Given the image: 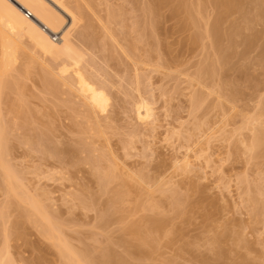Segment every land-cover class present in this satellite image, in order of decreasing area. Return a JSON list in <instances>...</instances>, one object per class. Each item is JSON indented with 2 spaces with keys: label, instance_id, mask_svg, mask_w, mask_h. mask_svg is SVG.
<instances>
[{
  "label": "rangeland",
  "instance_id": "374dc122",
  "mask_svg": "<svg viewBox=\"0 0 264 264\" xmlns=\"http://www.w3.org/2000/svg\"><path fill=\"white\" fill-rule=\"evenodd\" d=\"M106 1H108L109 4L111 2L113 6V4L114 5L117 4L119 0H116V1L114 0L115 3L112 2V0H106ZM237 1H240V3H238V6H237L238 10L235 7L233 8L234 10H231L234 12L230 11L228 13H224L225 9L222 6V4L217 3L219 1L217 2H215V0L213 1L212 0H202L201 1V4L202 2L204 3L201 6L202 7L205 6V8L204 7L202 8V10L203 12L205 10V12L207 13L205 12L203 13V15L205 16V17H202L203 20L199 17L200 19L199 23L201 21L202 22L201 24L198 25L199 26L198 34L200 32L202 38L199 39L201 44L200 42L198 43L197 41L195 45L191 44V42L193 43L192 41L193 37H191V35L194 36L193 33H197V32H193L195 31L193 30L194 24L192 26L190 23V25L188 26L189 28L187 27L188 31L186 29L184 30L185 27L184 28L182 27L183 25L181 24L182 23L181 19L179 20L181 15L179 16L176 14L177 16H175V14L171 13V16H170L169 11H165L167 13L163 12L162 14L164 16H162V14L160 15L161 17V21H160V17L156 16L157 18H154L155 17L154 14H149V16L150 15L152 17L154 16L152 18L147 15L148 13L147 14L145 13L146 14L145 16L143 13L142 14L143 16H141L140 10L139 11L134 10L135 11L134 13L133 10L129 8L128 2L126 3V5L128 6L127 7L124 4L126 1L125 2L121 1L123 4L118 3V5L119 4L122 5L121 11L123 12V14L125 15V13H127L126 10H129V11L131 10L132 13L126 14L125 17L122 14L121 16H123L124 19L123 17L119 16V18L117 17L116 20H113V21L110 20L111 23L109 21L110 18L108 19V16L104 15L105 13L102 12L101 16L103 17L102 18L103 21L106 18L107 22L106 21L105 22L108 23V26L111 29L112 28L114 29L112 30L115 33H117L116 36L118 37L117 40L119 42L115 43L114 40H112L114 42V44L113 43L112 44L114 45L113 47L115 51L111 49L112 44L110 42L112 38L110 39V37H108L107 35L108 33L106 32L108 30H106V28L103 29L102 24L100 26V23H99L100 20L97 19L96 16L93 17V15L90 14L93 17V18L91 17L93 19V23H95L93 25H96V26H93V28H91L92 27L91 26L90 27L91 29L88 27V25L90 24H87L89 19L87 18L85 19V17L84 19L81 18L78 22L79 24L73 25L75 26L73 27L74 29L71 28V30L73 31L72 33H74L73 35H74L75 42L77 43V45H79L82 49L86 51V57L88 56L86 59L88 60L85 61L87 63H84V64L88 65L89 63V65H91L92 67H95V65H97L96 63H98V65L96 66V70L95 68H92L91 66L89 67L87 65H84V66L86 67V70L88 69L87 71L90 74L92 72L94 73V70L95 72H97L98 70L101 77L105 78L106 81H108L109 78H110L109 81L112 80V82H108L109 86L107 87L105 86V87L108 88L107 89L108 92L111 91L110 96L112 99H114V101L110 98L111 99L109 101L110 103H108V107H106L108 111L104 110L106 113L103 111H100V112L97 111L96 113L98 115H96L95 113V116H94V114H92L94 112L89 109L92 112L90 114L93 115V117H95L93 121H92L93 118L89 114L90 112L89 110H87V112L89 111L88 115L85 111L83 112V110H86V107L85 108L82 107L85 104L83 105V101L82 103H80L79 99L81 98L77 99L78 97H74V94H77V93L76 92L74 93L73 90L68 91L70 90L69 87L67 88L68 90H66L65 89L66 87L63 84H62L63 85L62 87L63 89H62L61 88L62 82L59 84L60 80L58 79V76L55 74V72L53 74L52 73L53 71L49 69V67L51 68L52 65L53 66L56 65L52 67L56 69V67H58V65L62 63V60L60 61L59 59L57 60L53 58L51 59V56H48L45 54L43 55V53H41L40 51L34 50L33 45L27 43V42L31 43L28 39H27L28 41L26 40L27 41L26 43L23 42L24 38L21 40V42L25 43L27 46L25 44H22V45L19 44L21 45L20 49L19 48L16 49L15 53L17 51H20V54L17 55L16 53L14 54V57L18 56V58L15 57L13 59L12 57L11 59L12 61L10 60V61L5 62L6 64L5 68L3 67L4 64L0 65V67L4 68V69H0L2 76L4 75L2 77L0 73V76H1L0 80L3 79L7 74L11 75V76L8 75L7 76L8 78L5 77L8 83L6 82V80L0 81L1 82L0 86L3 85L2 87L4 89V91L2 90L1 92L2 87H0V94H3L0 97V99L2 100V101L0 100V104H1L0 111L2 109V111L0 112V120H1L0 123L2 122L0 125L2 126L0 127L3 129H6V131L4 130L3 134L1 135V136L3 135L6 136V138L2 139L1 137V142H3V140L5 139L2 147L4 146L3 149L4 151H6L5 154L7 155V156L5 155L6 159L4 157L5 161L4 159L3 161L4 163L6 162L7 164L10 163V165L9 164L8 165L11 169L13 167L12 171L14 172L15 179H17L20 183H22L21 185L19 184V186L20 187L23 186L21 187V190L23 191L22 192L18 191V192H20L21 194L23 193L27 194L28 192V194H30L28 195L30 196V198L32 196L34 199L36 198L38 199L37 203H39V206H41L42 209L46 210L49 208L47 212H50V214L52 215V219L55 220V222H58L57 223L59 226L58 230L59 229L63 230V232H61L63 233L62 238L64 236L63 239L64 240L66 239L67 244L69 245V247L72 249L73 252H74V248L78 250V251L75 250L74 252L75 254L77 253V255H75L77 257H74V258L75 259L79 258V260L77 259L78 261L82 262L83 260L84 263L88 262L89 264H96V263L99 264L97 260L99 255L100 254L102 255V253L106 254L108 251L111 250L113 252L115 251V253H118V254L120 253L121 255L125 256V258H127V261L133 264H264V205H263V202H264L263 201L264 200V159L262 156L259 157V151L261 152L262 150L261 149L257 150L260 147H258L257 149L255 148V151L257 153L252 154L253 153L252 150L251 152H249L250 149L247 150L246 146H244L243 144L241 145V143H243L241 138H243V136L245 135L247 138V142L251 141L250 140L251 138L248 139L251 133V131L249 133L248 129L245 130L244 128L242 129L243 133H240L241 132L240 131L239 135L236 134L239 138L235 134L233 135V130L235 128L240 127L241 126L240 123H242L243 121L242 115L240 114H243L242 105L244 104V102H246L245 99L248 98L249 96L250 97L247 99V101H249L250 98L252 99L254 98L251 102L249 101L248 104L255 105V103L258 102L255 100L257 98L260 99V97H256L259 94L257 93L258 90L260 91L261 89L260 95L261 94L264 95L263 93L264 88H262L263 86H261L262 85L261 82L264 83L263 82L264 81V70H263L264 63L260 59L262 63L261 65L259 63L260 61L258 60L259 59L258 56H260V58L264 56L263 55L264 54V22L261 17H258L261 12L260 8L258 7L259 6L258 0H252V2L251 0L250 2L249 0H246V1L237 0ZM102 5L104 6V8ZM102 5H101L102 6L101 8L105 9L106 8L105 5L104 4ZM121 5H119L118 7H121ZM213 5H214V8H213ZM116 6L117 5H115V7ZM118 7H116V9ZM124 7L125 9L126 8L127 9L126 10L123 9ZM243 7H246V8H243ZM241 8H243L242 10H244V12L239 10ZM124 10H125V13H124ZM214 10L216 12H214ZM238 11L241 13H239ZM136 12H138V14ZM24 13L26 14V11H24ZM218 13L220 16L221 14L223 15L221 17L224 19V20L222 19L223 20L222 28L224 30L225 28L227 30L228 27H231L234 24H238L239 23L238 21H240L239 24L241 25L239 26L241 28V30L239 29V33H240L239 35L241 36L238 37V33H236V35L233 37V41H231V45L233 42V46L231 47L232 51L231 49L226 48L227 46L229 47L230 45V42L228 43V39H226L225 37L227 33H224V35L222 36L223 39L221 38V41H222L221 44H223V42L227 40V44L224 43L225 45L223 44L221 46L222 48L221 54H223L225 48H226L227 53L230 52L229 54L231 53L236 54L243 49L242 51H245V55L247 56V57L243 56L244 58L242 57V59L244 60H242L240 59L241 57L237 56L235 58L234 57L235 55H234L233 56L234 61L231 58V60L233 61L232 64L229 65L231 62H227V65L229 66H227L226 63H224L225 58L220 57L219 55L220 52L219 54L218 52H216L215 50L216 48L214 46L215 44L212 41L214 40L213 35L208 34L209 31L208 33L204 35V33L209 28V24L216 19L215 17L216 16L217 18L220 17L218 16ZM230 13L231 14L233 13V14L229 15ZM252 13H254L255 15ZM206 15L208 17H206ZM131 16L132 17L134 16L133 19L131 18ZM128 17L129 19H126L127 20L126 21L125 18H128ZM233 17H235V19ZM120 18H122V20L120 23H118L120 21ZM146 18H150V20L147 19L148 21H146L145 23ZM158 18H159V21H158ZM124 20L125 22H123ZM206 20L209 23L206 22ZM232 20L234 24L231 22ZM250 20H253V21H250ZM254 21L255 23H250ZM134 22L136 23L137 28L135 27V29H137V31L134 29V27H131V26H134L133 25ZM153 22L156 24H154ZM91 23H92V20H91ZM112 23L114 26L116 25H119V26L117 27L110 26V24L112 25ZM130 23H132V25ZM144 23L146 24L147 28L146 26L143 27L142 24ZM150 23L152 25L154 24V27L155 25L157 27L154 29V27ZM125 24L129 28H127ZM226 24L228 27L226 26ZM247 24H249L248 27H247ZM69 25H71L70 18L67 19V22H65L63 26L64 30H68L70 28ZM149 25L151 26V28L153 27L154 29V30L152 29L153 33H151V30H149V27H148ZM190 26L193 27L192 30ZM94 27L96 28L94 29ZM139 27H142V28H139ZM204 27H205V30H204ZM131 28H133L134 30L133 29L130 30ZM144 28L145 30H143ZM182 29L184 33H182L183 32ZM189 29L192 31L190 32V34L188 33ZM88 30L90 31V33L91 31H94L93 34L94 36L96 35L95 39L97 43L95 42V45L94 44L90 45V43L85 41L84 38L82 39L83 37L82 33L84 31L89 32ZM166 30L168 32H166ZM202 30H204L205 32H203ZM95 31L97 34L95 33ZM135 31H136V34L137 32L139 33L140 31L141 32L140 36H138L139 34L136 35ZM145 31H148V32H145ZM130 32H132L133 34H131ZM104 33L106 35L103 36ZM118 33L121 34V36L120 35L118 36ZM144 33H147V35L145 34L146 38L143 39ZM52 34L51 36L53 40L56 42L59 41V38L62 35L61 33H56L57 35L56 34L52 35ZM80 34L82 37H79ZM148 34L151 36H148ZM0 35L2 38L1 30H0ZM135 35L137 38L134 37ZM210 35H212L211 36L212 38L209 37ZM102 36L104 37V39H102L104 40L103 41L104 43H102L101 41ZM187 36L191 37L190 41L188 40L189 37ZM139 37L142 38V42H144V40L146 41L148 40L147 41L148 43L145 44L146 41L144 43H140L138 40ZM228 37L229 36H227V38ZM1 38H0V52H1L0 59L2 58V60L0 61L3 62L6 59H3V54H2L3 49H1L3 46H1L2 44ZM106 38L108 40H105ZM241 38L246 40V41L243 40L245 42L244 45L247 44L245 45L246 47L242 45L243 41ZM185 40L188 44L185 42ZM84 41L86 42V45ZM98 41L100 42L98 43ZM80 43L82 44L80 45ZM108 43L111 45L109 46ZM236 44H237L238 49L235 48ZM105 45L106 47L104 48ZM186 45L189 47H187ZM28 46L30 49H28ZM92 47L94 49H97V48L98 49L94 50ZM122 47L123 49H121ZM115 48L116 49L118 48L117 49L118 51H116ZM209 48L211 50H209ZM26 49H28V51ZM103 49L106 51H104ZM148 49H149V52H148ZM33 50H34V53H36L40 58L43 57L41 59L45 61L44 62L45 64H43V60L41 61V59H39V61H37L38 60L37 59L35 61L31 56L29 58L30 62H29V59L26 61L25 59L22 58L24 53H27L28 55V53H30ZM125 50H127V52ZM87 51L88 52L90 51L89 55L90 53L92 55L90 56L87 55L88 54ZM235 51H238V52L235 53ZM93 52L98 53V55L96 54L94 55ZM127 53L130 54V58H133L132 59L133 62L130 60L128 56L129 54ZM184 53L185 55H183ZM36 54H33L32 56L34 55L36 56ZM121 54L123 56H121ZM27 55L25 54L24 56L26 57ZM248 55H251L252 57L250 58L248 57ZM146 56L147 58L145 59ZM256 56L259 62L255 59ZM95 57L98 59H95ZM44 58L47 60H45ZM185 58L190 59V60H186ZM147 59L149 62L148 63L149 66L144 65V63H143V66L139 65L140 64L139 62H145V60ZM33 60L34 62H32ZM52 60L54 61V63ZM58 60L59 62H57ZM134 60L136 62L139 61L138 62L139 66L137 65L135 66ZM20 61L26 62L27 64L23 62L20 64ZM47 61L49 62L51 66L47 65V67L45 66V69H42L44 68L43 65L48 64ZM92 61L95 63H93ZM104 61H106V64ZM186 61H189L190 64ZM215 61H217L218 64L219 62L223 63L222 65L226 67L223 68L221 63L218 65L217 62H216V65L218 66V68L215 67L216 66L214 63ZM242 61L244 62L246 61V62L243 63ZM37 62H42L43 65L39 63L41 66H43L41 67L42 70L40 69ZM90 63H92L93 65ZM11 64H13L12 67H11ZM35 64H37V66ZM212 64H214L215 69L212 68L214 70L207 71L206 72L207 74L204 73L203 83L207 84V86L209 87L211 86L213 87L214 85L217 86L216 83L217 81H219L218 86L219 85L221 86L223 96H224L222 98L225 100L227 96L228 97L230 96L229 98L227 97L225 101L222 98L221 99L219 97L216 98L217 96L215 94L209 93L208 88L207 90L206 88L204 89V87L202 88V85L199 84L196 79H193L197 76L196 74L197 72L201 70L204 72L206 70H210V67H212ZM185 65L186 66L188 65V66L186 67ZM7 66L9 67V69L11 67V69L9 70ZM33 66L35 69L33 68ZM144 66H147V68L145 67V69H143ZM36 67H39L40 70H38V68ZM99 67H100V71H99ZM125 67H126V70H125ZM141 67H142V70H141ZM47 68L50 71L48 72L50 74L52 73L53 74L52 76H54V78L52 76L49 77L50 74L46 73ZM135 68L136 69L139 68V70L136 71L134 70ZM199 68L200 69L203 68V69L200 70ZM221 68L224 70L222 71ZM241 68L243 69V71L241 70ZM33 69L34 71L37 69L36 73L32 72ZM89 69L90 71L91 69H93V71L90 72ZM194 69H199V70H194ZM227 69L229 70V72ZM239 69H240V73H242L246 77L245 78L243 76L245 78V81L244 79L239 77L238 73L236 74L235 72L236 75H234V70H239ZM5 70L7 71V74ZM28 70H30L31 72ZM43 70L46 71L44 72L45 74H43ZM143 70L147 71V72L145 71L146 76H144ZM225 70L227 71L225 72ZM22 71L25 73V75ZM103 71L104 72L106 71L105 75ZM115 71H118L119 74L117 75ZM137 72H140L142 76L141 77L142 79L140 82H142L143 84L142 86L140 85L141 87L140 91L141 92L143 91L142 92L143 94L145 92V95H143V97L146 96L148 98V101L150 102V106L152 108V115L150 116V118L148 117V119L146 118L143 120L137 117V112L135 111V109H134L135 112L132 111L133 108H135V107H132L133 104L135 103L134 101H136V99L138 100L140 99L139 98L140 95L139 97L137 95L140 92L135 91V88L137 87V84L135 83L136 82L135 74ZM208 72L210 73V75L208 74ZM219 73H221L222 76ZM35 74L39 75V77H36ZM42 74L44 77L42 76ZM94 74L95 76L97 75V73H94ZM121 74L124 76H121ZM188 74L191 76H189ZM213 74H215V76ZM47 75L50 79L52 78L54 79V80L52 79L53 81H51L53 82L52 85L47 84V81H45L46 83H44V80L49 79ZM211 75L214 77H212ZM55 76L57 77L56 78L57 82H56ZM97 76L95 78L96 79L98 78L100 82L101 81L103 82V79L100 80L101 77L99 76L97 77ZM104 76H106L107 78ZM143 76L146 78V80ZM209 76L211 77V79ZM10 77L12 78L10 79ZM19 77L22 78L21 81H19L20 80ZM114 77L116 78L115 80H114ZM127 77L129 81L127 80ZM215 77H216V80L218 79L217 81H215ZM237 77H239L240 79ZM117 78L122 79L124 82H122V80L119 81V79ZM124 78L127 81H125ZM221 78H223L222 79L223 81H221ZM252 78H254V80H252ZM105 79H104L103 85L104 83H107L105 82ZM232 79L233 81H231ZM13 80L15 81L13 82ZM227 80L230 82H234L233 83L234 85H232V83H225V82H228ZM9 81L10 83L12 82L11 85L9 84ZM51 82L48 81V83H51ZM188 82L190 83V85ZM254 82L256 86L254 85ZM4 83L10 87H7V85H5ZM110 83L113 86L115 84V87L112 86L113 87L112 88L110 86L111 85ZM125 83H127V85ZM194 83H197V84H194ZM221 84L223 85V87ZM241 84H242V88H241ZM50 86H53V87L50 88ZM125 86L126 87L128 86V87L126 88ZM232 86H235L236 88ZM11 87L14 90L11 89ZM54 87L59 88V89H55ZM120 87L121 89H119ZM124 87L125 89H122ZM131 87H132V90H131ZM21 88H23V90ZM46 88H50L51 90H53L52 92H54L58 97L54 93H52L50 89H48L47 91ZM110 88L112 89L110 90ZM230 88L233 89L235 93L233 91L231 94V92L228 91ZM15 89L17 90V92ZM201 89L208 91L207 93L203 94V97L204 95H206L205 96L206 99L204 100H201L202 95L197 93V90L202 91ZM20 90H22L21 91L22 93H20ZM54 90H57V91H54ZM59 91H62V92L60 93ZM65 92L68 94V96H69V93H71L70 95L71 98L68 97ZM194 92L197 93L198 95H195ZM240 93L241 95H239ZM51 94H53V96ZM118 94L119 96H117ZM130 94L132 95L136 94V95H134L133 97ZM4 95H7V96L3 98ZM59 95L61 98L59 97ZM72 95H73V99H72ZM207 95L209 99L207 98ZM252 95L255 97H253ZM112 96L116 98V101H115V98H113ZM231 96L233 97L235 96L234 98H236L237 100L234 98L231 99L232 98ZM212 97L214 98L213 101H212ZM243 97H245L244 100H243ZM74 98H76L75 99L76 101L74 100ZM227 99L228 100L231 99L232 101L235 100L234 103L236 102L238 103L239 105L238 108L241 107L242 113L240 112V114L238 113L237 115L236 114L237 112L231 113L230 111H227L228 108L231 107L230 105L231 103H229V101L226 102ZM10 100L12 101L10 102ZM18 100H20V102ZM21 100H23V102ZM127 100H129V102ZM195 100H199L197 101L198 106L197 104H195L194 102ZM241 100L242 102L243 101L244 102L241 103ZM262 100L264 101V97L262 98ZM71 101H73V103ZM220 101H221V104H220ZM15 102L17 106H15ZM124 102L125 103L128 102V104H125ZM19 103L21 105V108L19 106ZM67 103L68 104L72 103L73 105L72 104L67 105ZM74 104L76 106H74ZM110 104H111V107H110ZM130 104H132V106H130ZM29 106H31L32 108ZM112 106H115V108ZM219 106H222L221 107L222 109L219 108ZM215 107L218 109H216ZM26 108H28V110ZM72 108H74L75 110ZM79 108L81 109L79 110ZM109 108L112 110H110ZM220 111L223 114L220 113ZM246 111L247 110H244V113H246ZM227 112L229 113V115ZM247 113H251V111H247ZM85 114L88 117L90 116L91 119H89ZM233 114L235 115L236 118L234 117ZM85 116L88 118V120ZM97 119L99 120V122ZM89 120L92 123L94 122L95 124H96L95 122L96 120L98 124L100 125L102 124L101 125L102 127L98 124L95 125L94 123L92 125V123H90ZM221 120H222V123H221ZM3 124L4 125L6 124L5 127ZM83 124L85 127L87 125V127L86 128L83 127ZM237 124H239L240 126ZM199 126L201 127L199 128ZM223 127L224 129L227 127L228 128L225 129L226 131H224ZM7 128L9 131L7 130ZM81 129L84 132L81 131ZM86 129L89 130V132ZM90 131L92 133H90ZM214 131H217V134ZM5 132L7 133V135ZM219 133H221L222 137H219L220 135ZM189 134L191 136L190 140H189L190 137L188 138ZM225 135L229 139L226 138ZM224 137L226 140L223 139ZM48 138L50 139V141H48L49 140ZM6 140H7V144H6ZM240 140H241V143H240ZM227 141L232 145L231 147L229 143H227ZM4 143L6 147L8 146L7 148L5 147ZM69 146H72V147H69ZM236 147L237 149L240 148L238 149L239 151L236 149ZM244 147H245V150H241ZM52 148H55L56 151L57 150L58 151L54 153L55 151L53 150L55 149H52ZM66 148L67 149L70 148L71 150L70 149L67 150ZM8 149L10 150L8 151ZM51 151H53L54 154ZM68 151H72V152H68ZM244 151L248 152L247 155L246 153H243ZM98 156L99 158H96ZM253 156L255 157V159L253 158L254 161L252 160ZM245 157L246 159H244ZM92 159L96 161V163L93 161V164H92ZM61 160H64V162ZM100 161H101V164L99 163ZM251 161H253V163H250ZM97 162H98V165H97ZM55 164H56V167H55ZM189 164L191 166L187 167V165ZM251 164H254V165H251ZM101 166H102V169H104V171L100 169ZM189 167L191 168L189 169ZM53 168H54V172L52 170ZM98 168H99V171H98ZM110 168L112 169L110 170V173L113 174L111 177L112 179L109 178V180L108 179L103 180L104 178H106V176L105 177L103 176L104 173H109L108 171ZM184 168H188V170ZM96 170H97L96 172L97 177L95 176ZM15 171L17 173L16 175H15ZM47 172H48L49 178L46 177ZM102 172H103V175L101 174ZM1 173L2 172H0V174ZM98 173H99V178H100V175H102L103 179L100 180L98 178ZM1 176H0V184H1L0 185V214H1L0 216V250H1L0 253L2 254L4 253L3 255L5 256L8 254L7 255L8 257L6 256V259H5V257L2 254H0V256L4 257V258L0 257L2 259V262L0 263L3 264V262L7 260L6 262H4V264H11L12 261H13L12 264H64L67 261V258H65L64 256L62 257V254H61V250H64V248L62 246H58L59 244L57 240L45 236L44 229H42L44 228V225H43L44 223L41 219V216H39L40 220L37 221V223L39 222L40 224L39 226H37V223H36V220L38 219V215L34 214L31 220L30 219L28 220V218H25V213H24L25 210H23L22 208L29 209V206L24 201L23 203H25V205L22 203V201H19L20 199L18 200L17 198H15L17 202H19V204L20 203L23 204V206L22 204H20L21 205V211H20V207H18L17 206L18 204L15 202L16 201L14 199L15 195L13 196L14 193L12 194L11 192V194H8V191H6V188H5V182L3 181ZM154 176H155V180H154ZM141 178H142V181L146 183L143 182L144 184H142L141 181L140 182L137 181V179L141 180ZM122 179H123V182H121ZM125 179H126V182H125ZM125 184L126 185L128 184V186H126ZM124 185L126 188L124 187ZM255 185L256 186L258 185L259 189L258 187L257 189L258 190L261 189V191H259L260 193L258 192L259 194L257 193L256 195H253L252 200H250V197H251L250 193H252L250 192V190L252 191L251 188H253V186ZM139 186L141 189L139 188ZM148 187H149V190H148ZM164 188L166 192L161 190V189L164 190ZM246 188H248L249 193H247ZM117 190H118V193H117ZM255 191L256 190H254L252 194H254ZM7 195H11V196L8 197ZM254 196L256 197L258 196V198L255 201H254ZM247 197H248V200H247ZM11 200L12 201L14 200L13 203ZM151 200H153V203ZM157 201H158V204L160 205V206L159 205L157 206L159 209L158 212H157V208H155L157 205L156 204ZM251 201L255 202L256 207L255 205H253L254 202L252 204ZM246 202H247V206L249 204V207H246ZM261 202H262V205H261ZM87 203L89 204L92 203L93 206L92 205L89 206V204ZM14 204H16V206ZM150 204H152L151 207H150ZM154 204H155V207H153ZM43 205L45 207L48 206V208L47 207L44 208ZM146 206L147 208L150 207V209L151 208L153 209H151L150 211V209L148 208V210L146 211L145 210L147 209ZM8 207H9V210H7ZM11 207L12 208L14 207V208L12 209ZM107 210L108 212H106ZM51 212H53V214ZM4 213H5V216H2V214ZM56 213H58V215ZM109 215H111V217ZM53 216L55 218H53ZM18 217H19V220H17ZM23 217L27 219V221L24 222L25 219L22 221ZM151 217H153V220H151ZM157 218H158V221L154 222L155 220H157ZM4 219L5 221H3ZM163 220H165V223L162 224L161 229L157 228V231L156 230H153V232L150 231L152 230L153 225L155 228L157 226L156 223L159 221H163ZM104 221H108V222H104ZM15 223L16 224L19 223V225L17 224L18 226H16ZM160 223L161 222H159V224ZM148 225L152 226L151 229L148 227ZM145 226L147 229H145ZM6 227L9 228L8 234H7L8 229L5 230ZM12 231L16 232V234H14ZM147 231H150L153 234L148 233ZM154 232L155 233L158 232L159 234L158 233L155 234ZM134 233L136 236L134 235ZM143 233H146V234L148 233V235L150 234V236L148 237L149 239L147 237H144L146 234L144 235ZM138 234L141 235V238L144 237L145 239L146 238L148 239L147 241L150 242L149 247L150 246L152 247V245L154 244L153 245L154 247L151 248L152 250L150 249L151 252L150 253L148 252L149 255H146L147 257L143 256L142 254L144 253H141V252L140 254L137 253V254H133L132 256L129 255L130 253H128L129 251L131 252L130 249H132L133 247L131 245L133 244L135 245L137 241L140 240V239L135 240V237H137ZM151 236H152V239L150 240ZM153 237L155 238L153 239ZM120 240L124 244H122ZM102 249L105 252H102L101 251ZM81 250L83 251L80 252ZM80 254L81 256L83 254H85V256L88 255V257H85L83 255L82 256L83 259H82ZM126 254H128L131 257L129 258ZM90 255L91 257L92 256L95 257L96 255V257L91 258ZM133 256L136 259L132 258ZM80 257L82 260L80 259ZM102 257L107 258V255L105 257L104 256L99 257L98 258L99 261H100V258L103 261ZM7 258L12 261L9 262ZM75 259L72 260L73 262L71 264L73 263L76 264L78 262V261L76 262ZM93 260L97 262H94Z\"/></svg>",
  "mask_w": 264,
  "mask_h": 264
},
{
  "label": "bare ground",
  "instance_id": "6f19581e",
  "mask_svg": "<svg viewBox=\"0 0 264 264\" xmlns=\"http://www.w3.org/2000/svg\"><path fill=\"white\" fill-rule=\"evenodd\" d=\"M116 1V0H115ZM121 1H126L124 4L126 5V3L128 2V5H129V8L130 9H132L133 10V12L135 13V11H141L140 12V14H141V16H143L142 14L144 13V16L147 14L148 16H149V14H154L155 15V17L154 18H157V17H160V15L163 13V12H165V11H169L170 12V16H171V13L172 14H175V16H177V15H181L180 16V18H179V20L181 19V24L183 25H181L183 28H184V30L186 29L187 30V27L190 25V23H191V25L193 26V24H194V28L193 27H191V30H192V28H193V30H195V31H193V32H197V33H193L194 34V36H192L191 35V37H193L192 38V41H193V43L191 42V44H194L195 45V43H197V41H198V43L200 42L199 41V39H201L202 38V36H201V34H200V32H199V34H198V29H199V24H201V22L199 23V21H200V19H199V17L202 19V17H205L204 15H203V13L205 12V10H204V12H203V10H202V8L204 7L205 8V6H201L202 4H204L203 2H202V4H201V1L200 0H119L118 1V3H121V4H123ZM213 1V0H212ZM217 1H219V2H217ZM246 1V0H245ZM259 2V8H260V14H259V16L258 17H261L262 19H263V22H264V0H258ZM112 2H114V0H112ZM215 2H217V3H220V4H222V6L224 7V9H225V11H224V13H228V12H230L231 10H234L233 8H235L236 7V9L238 10V8H237V6H238V3H240V1H237V0H215ZM249 2H250V0H249ZM251 2H252V0H251ZM257 2V1H256ZM115 3V2H114ZM118 3L117 4H115V5H117L116 7H118L119 5H121V4H119L118 5ZM214 3V2H213ZM241 3H243V2H241ZM246 3V2H245ZM255 3V2H254ZM102 4H104L105 5V9H102L101 7L103 6ZM109 3H108V1H106V0H0V30H1V33H2V38H1V35H0V38L2 39L1 40V42H2V44H1V46H3L1 49H3V59H6L5 61H3V62H1V64L0 65H2V64H4V68H5V66H6V64H5V62H7V61H10L11 59H12V57H13V59L16 57H14V54H16L17 53V55L18 54H20V51H17L16 53H15V51H16V49H20V46L22 45V44H25L28 40L31 42V43H29V42H27L28 44H31V45H33V48H34V50H38V51H40L41 53H43V55L45 54V55H48V56H51V59L53 58V59H59L60 61L62 60V63H60V65H58V67H56V69L55 68H52V67H54V66H56V65H50L49 64V62H48V64H46V65H43V64H45L44 62V60L43 59H41V58H43V57H39L36 53H34V50L33 51H31L30 53H28V55H27V53H24V55L26 54L27 56L25 57L24 55H23V59H25L26 61L30 58V56L36 61L37 59V61H39V59H41V61L43 60V64H42V62H37V64L39 65V67H40V69H41V67H43L44 66V68H42V69H45V66L47 67V65L48 66H51V68L49 67V69L50 70H52L51 72L54 74V72H55V74L58 76V79L60 80L59 81V84L61 83V85L63 84L66 88V90H68L67 88L69 87V89L70 90H68V91H74V93L76 92L77 94H74V97H78L77 99H79V98H81V99H79L80 100V103H82V101H83V105L84 106H82L83 108H85L86 107V110H83V112L85 111L86 113H87V115H88V112L91 110V111H93L94 113H92L91 111L89 112V114L90 113H92V114H94V116H95V113L97 112V111H103V112H105L104 110H106V111H108L107 109H106V107H108V103H110L109 101L112 99L111 98V96H110V93H111V91H109L108 92V88H106L107 86H109V83L108 82H112V80H110L109 81V79H108V81H106V79L105 78H103V77H101V75L99 74V72H98V70H97V72H95V70H96V66L98 65V63H96L97 65H95V67H92L91 65H89V63H88V65L87 64H84V63H87V62H85V61H87L88 59H86L87 57H86V51L84 50V49H82L79 45H77V43L75 42V39H74V33H72L73 31L71 30V28H73V27H75V26H73V25H75V24H79L78 22H79V20L82 18V19H84V17H85V19L87 18V19H89L88 20V23L87 24H90V25H88V27L90 28L91 26V28H93V26H96V25H93V24H95V23H93V17H95L96 16V18L97 19H99L100 20V26H101V24H102V28L104 29V28H106V30H108V31H106L108 34V37H110V39H111V42L110 41H108V42H110L111 44L113 43L114 44V42L116 43V42H119L118 40H117V33H115L109 26H108V23H106L107 21H106V18H105V20L103 21V17L101 16V13L102 12H104L103 14L104 15H106V16H108V19H109V21L110 20H116V18L118 17L119 18V16L120 17H125L126 16V14H129V13H132V11L130 10H126L125 9V7L123 8V9H125L126 10V12L127 13H125V10H124V13H125V15L123 14V12L121 11V8H122V5H121V7H118L117 9H116V7H115V5L113 4V6H112V4H111V2H110V4H111V6H110V4L108 5ZM102 5V6H101ZM242 5V4H241ZM240 5V6H241ZM255 5H257V4H255ZM127 6V5H126ZM216 6V5H215ZM240 6H239V8H240ZM128 7V6H127ZM103 8H104V6H103ZM120 8V9H119ZM213 8H214V5H213ZM243 8H246V7H243ZM243 8H241V9H239L240 11H243L244 12V10H242ZM254 8V7H253ZM259 8H258V10H259ZM122 9V10H123ZM26 10H29L30 11V13H31V17H28L25 13H24V11H26ZM135 10V11H134ZM129 11V12H128ZM249 11V10H248ZM168 12V13H169ZM212 12V11H211ZM214 12H216L215 10H214ZM231 12H234V11H231ZM239 12V11H238ZM237 12V13H238ZM250 12V11H249ZM252 12V11H251ZM259 12V11H258ZM137 14H138V12H136ZM146 13V14H145ZM165 13H167V12H165ZM164 13V14H165ZM205 13H207V12H205ZM221 13V12H220ZM223 13V12H222ZM236 13V12H235ZM239 13H241V12H239ZM90 14H92L93 15V17L90 15ZM123 14V16H121ZM177 14V15H176ZM213 14H215V13H213ZM233 14V13H232ZM231 13L229 14V15H232ZM243 14V13H242ZM247 14H248V12H247ZM252 14H254V13H252ZM88 15V16H87ZM238 15V14H237ZM249 15H251V14H249ZM255 15V14H254ZM257 15V14H256ZM87 16V17H86ZM90 16V17H89ZM135 16V15H134ZM133 16V17H134ZM148 16H146V17H148ZM157 16V17H156ZM162 16H164L163 14H162ZM174 16V15H173ZM210 16H211V14H210ZM218 16H220L219 15V13H218ZM221 16H223L222 14H221ZM218 17L217 18V16L215 17L216 19L213 21V22H211L210 24H209V28H208V30L205 32L204 30H205V27H204V30H202L203 32H205L204 33V35L206 34V33H208V31H209V33L208 34H212L213 35V39L215 40H212L213 42H214V44H212V45H214L215 46V50H216V52H218V54H219V52H220V57L222 58V57H224L225 58V62L224 63H226V65H227V62H231L229 65H231L232 64V62L234 61L233 59V56L236 58L237 56H239V57H241L240 59H242V57L244 56H246L245 55V51H235V53L236 52H238V53H236V54H229L230 52H228L227 53V51H226V48L227 49H231V47L233 46V42H232V45H231V41H233V37L236 35V33H238V37L239 36H241V35H239L240 33H239V29L241 30V28L239 27V26H241L239 23H240V21H238L239 23L238 24H234V22H233V20L231 21L234 25H232V24H230V25H232L231 27H228L227 26V24H229V23H227L226 24V26L228 27V29L226 30V28H225V30L222 28L223 27V25H222V23H223V18L222 17ZM228 16V15H227ZM234 16V15H233ZM241 16V15H240ZM253 16V15H252ZM92 17V18H91ZM124 17H123V19H124ZM133 17L131 16V18L133 19ZM149 17H152L151 15L149 16ZM152 17V18H153ZM166 17V16H165ZM206 17H208L207 15H206ZM226 17V16H225ZM229 17V16H228ZM238 17V16H237ZM236 17V18H237ZM247 17V16H246ZM256 17V16H255ZM254 17V18H255ZM258 17H257V19H258ZM70 18V21H71V25H69V29L68 30H64V28H63V26H64V24H65V22H67V19H69ZM91 18V19H90ZM144 18V17H143ZM163 18V17H162ZM176 18V17H175ZM234 19H235V17H233ZM249 18H251V17H249ZM260 18V19H261ZM107 19V20H108ZM126 19H129V17L128 18H125V20ZM131 19V20H132ZM147 19H149L150 20V18H146L145 19V23H146V21H148ZM164 19V18H163ZM177 19V18H176ZM176 19H175V21H176ZM223 19V20H222ZM230 19H232V18H230ZM238 19V18H237ZM245 19V18H244ZM91 20H92V23H91ZM98 20V21H99ZM121 20H122V18H120V21L118 22V23H120L121 22ZM125 20L123 21V22H125ZM152 20V19H151ZM154 20V19H153ZM203 20V19H202ZM205 20V19H204ZM212 20V19H211ZM106 21V22H105ZM127 21V20H126ZM155 21H156V19H155ZM158 21H159V18H158ZM157 21V22H158ZM160 21H161V17H160ZM165 21H167V20H165ZM209 21H210V19H209ZM229 21V20H228ZM246 21V20H245ZM248 21V20H247ZM250 21H253V20H250ZM262 21V20H261ZM96 22V21H95ZM122 22V23H123ZM136 22V21H135ZM134 22V26H131V27H134V29H135V27H136V23ZM174 22V21H173ZM206 22H208L207 20H206ZM82 23V22H81ZM110 23H111V21H110ZM114 23V22H113ZM113 23H112V25L110 24V26H113V27H117V26H119V25H116V26H114L113 25ZM115 23H116V21H115ZM142 24L143 25V27L144 26H146V24ZM154 23V22H153ZM159 23V22H158ZM157 23V24H158ZM163 23V22H162ZM166 23V22H165ZM169 23V22H168ZM204 23V22H203ZM209 23V22H208ZM208 23H206V24H208ZM250 23H255V21L254 22H250ZM249 23V24H250ZM259 23V22H258ZM83 24V23H82ZM86 24V25H87ZM131 25H132V23H130ZM147 24H148V22H147ZM151 24V23H150ZM154 24H156V23H154ZM154 24L152 25L153 27H154ZM167 24V23H166ZM245 24V23H244ZM249 24H247V27H248V25ZM97 25H98V23H97ZM124 25V24H123ZM126 25V24H125ZM139 25V24H138ZM160 25V24H159ZM243 25V24H242ZM77 26V25H76ZM100 26H99V28H100ZM127 26V25H126ZM162 26V25H161ZM176 26V25H175ZM201 26V25H200ZM225 26V27H226ZM66 27V26H65ZM85 27H87V26H85ZM149 27V30H151V33H153L152 32V29H153V27L151 28V26L149 25L148 26ZM157 26L155 25V27H154V29L156 28ZM178 27V26H177ZM207 27H208V25H207ZM206 27V28H207ZM77 28V27H76ZM90 28V29H91ZM96 27H94V29H95ZM119 28V27H118ZM117 28V29H118ZM127 28H129L128 26H127ZM137 28V27H136ZM139 28H142V27H139ZM138 28V29H139ZM146 28H147V26H146ZM151 28V29H150ZM189 28V27H188ZM246 28V27H245ZM74 29V28H73ZM87 29V28H86ZM93 29V30H94ZM98 29V28H97ZM116 29V28H115ZM125 29V28H124ZM133 28H131L130 30H132ZM133 29V30H134ZM153 29V30H154ZM158 29V28H157ZM165 29V28H164ZM84 30V29H83ZM121 30V29H120ZM136 31H137V29H135ZM141 30V29H140ZM143 30H145V28L143 29ZM148 30V31H149ZM159 30V29H158ZM176 30V29H175ZM190 29H189V34H190V32H192ZM250 30V29H249ZM89 31V30H88ZM100 31H101V29H100ZM127 31V30H126ZM136 31H135V34H136ZM148 31H145V32H148ZM182 31H183V29H182ZM188 31V30H187ZM244 31V30H243ZM93 32L94 31H91V33H90V31L89 32H83L82 34H83V37L81 36V34H80V36L79 37H82V39L84 38V40L85 41H87L88 43H90V45H95V42H96V35L94 36V34H93ZM99 32V31H98ZM125 32V31H124ZM132 32H134V31H132ZM132 32H130L131 34H133ZM166 32H168L167 30H166ZM179 32V31H178ZM241 32V31H240ZM53 33V34H52ZM56 33H61L62 35H61V37L59 38V41L58 42H56V41H54L53 40V38H52V36H51V34L52 35H54V34H56ZM77 33V32H76ZM95 33H96V31H95ZM127 33V32H126ZM140 31H139V33L137 32V34H139L138 36H140ZM150 33V32H149ZM150 33V34H151ZM182 33H184V31L182 32ZM223 33V34H222ZM224 33H227L226 35L227 36H229L228 38H227V36L225 35V37H226V39H228V43L230 42V45H229V47L227 46L225 49H224V52H223V54H221V52H222V48H221V46L224 44V43H226L227 44V40H225L224 42H223V44H221V38H222V36L224 35ZM250 33V32H249ZM260 33V32H259ZM97 34V33H96ZM128 34H129V32H128ZM130 34V35H131ZM136 34V35H137ZM147 35V33H144V37H143V39L144 38H146V35ZM165 34V33H164ZM169 34V33H168ZM187 34V33H186ZM188 34V35H189ZM192 34V33H191ZM207 34V35H208ZM57 35V34H56ZM104 35H106L105 33L103 34V36ZM121 36V34H119L118 33V36ZM127 35V34H126ZM136 35L134 36V37H136ZM167 35V34H166ZM206 35V36H207ZM212 35H210L209 37H211ZM244 35V34H243ZM101 37V41H102V43H104L103 41L104 40H102V39H104V37ZM148 36H151V35H149L148 34ZM186 36V35H185ZM201 36V37H200ZM125 37V36H124ZM123 37V38H124ZM184 37V36H183ZM187 37H189V36H187ZM191 37H189V41H190V38ZM224 37V38H225ZM24 38V40H23V42H25V43H22L21 42V40ZM75 38H76V36H75ZM78 38V37H77ZM133 38V37H132ZM137 38V37H136ZM206 38V37H205ZM204 38V39H205ZM212 38V37H211ZM210 38V39H211ZM244 38V37H243ZM247 38V37H246ZM28 39V40H27ZM109 39V40H110ZM131 39V38H130ZM140 39H141V41H140ZM203 39V40H204ZM223 39V38H222ZM242 39V38H241ZM250 39H251V37H250ZM249 39V40H250ZM27 40V41H26ZM105 40H108L107 38L105 39ZM112 40H114V42L112 41ZM136 40V39H135ZM138 40H139V42L140 43H144L146 40H144V42H142V38L141 37H139L138 38ZM207 40H208V38H207ZM244 39H242V41H243ZM84 41V42H85ZM120 41H121V39H120ZM148 41V40H147ZM145 42V44H147L148 42ZM202 41V40H201ZM244 41H246V40H244ZM242 42L243 44L242 45H244V43L245 42ZM100 41H98V43H99ZM129 42V41H128ZM185 42H186V40H185ZM203 42V41H202ZM207 42V41H206ZM212 42V43H213ZM97 43V42H96ZM126 43V42H125ZM136 43V42H135ZM150 43V42H149ZM187 43V42H186ZM234 43H235V41H234ZM252 43V42H251ZM19 44H21V45H19ZM82 43H80V45H81ZM109 44V43H108ZM107 44V45H108ZM111 44H109V46L111 45ZM112 44V47L114 46ZM122 44V43H121ZM127 44V43H126ZM188 44V43H187ZM200 44H201V42H200ZM203 44V43H202ZM207 44V43H206ZM261 44V43H260ZM26 45V44H25ZM84 45V44H83ZM85 45H86V42H85ZM89 45V44H88ZM87 45V46H88ZM89 45V46H90ZM102 45H104V44H102ZM130 45H131V43H130ZM129 45V46H130ZM181 45V44H180ZM185 45V44H184ZM205 45V44H204ZM210 45V44H209ZM225 45V44H224ZM240 45H241V43H240ZM245 45H247V44H245ZM244 45V46H245ZM27 46V45H26ZM116 46V45H115ZM120 46V45H119ZM123 46V45H122ZM187 46V45H186ZM31 47V46H30ZM83 47V46H82ZM95 47H97V46H95ZM101 47V46H100ZM103 47V46H102ZM106 47V45L104 46V48ZM111 47V49H113L114 50V47L112 48ZM125 47V46H124ZM187 47H189V46H187ZM200 47H202V46H200ZM213 47V46H212ZM243 47V46H242ZM246 47V46H245ZM245 47H244V49H245ZM249 47V46H248ZM93 48V47H92ZM109 48V47H108ZM129 48V47H128ZM167 48V47H166ZM235 48H237L238 49V47H237V44L235 45ZM28 49H30L29 48V46H28ZM28 49H26L27 51H28ZM87 49V48H86ZM94 49V48H93ZM98 49V48H97ZM97 49H94V50H97ZM116 49V48H115ZM118 49V48H117ZM116 49V51H118ZM121 49H123V47L121 48ZM183 49V48H182ZM188 49V48H187ZM186 49V50H187ZM200 49V48H199ZM213 49V48H212ZM247 49V48H246ZM26 50H24V51H26ZM104 50V49H103ZM128 50V49H127ZM127 50H125L126 52H127ZM167 50V49H166ZM193 50V49H192ZM192 50H190V51H192ZM195 50H197V49H195ZM202 50V49H201ZM205 50H207V49H205ZM209 50H211L210 48H209ZM236 50V49H235ZM2 51V50H1ZM104 51H106V50H104ZM115 51V50H114ZM182 51V50H181ZM189 51V50H188ZM203 51V50H202ZM228 51H230V50H228ZM231 51H232V49H231ZM247 51V50H246ZM88 52V51H87ZM90 52V51H89ZM89 52H88V54L87 55H89ZM95 52H97V51H95ZM100 52V51H99ZM121 52H123V51H121ZM148 52H149V49H148ZM165 52V51H164ZM167 52V51H166ZM248 52V51H247ZM246 52V53H247ZM250 52V51H249ZM261 52V51H260ZM37 53H39V52H37ZM94 53V52H93ZM169 53V52H168ZM190 53V52H189ZM195 53H197V52H195ZM251 53V52H250ZM31 54V55H30ZM33 54H36V56L34 55V56H32ZM98 55V53H94V55ZM100 54V53H99ZM107 54H109V53H107ZM118 54V53H117ZM126 54V53H125ZM127 54H129V53H127ZM148 54V53H147ZM194 54V53H193ZM200 54H201V52H200ZM0 55H1V52H0ZM90 55H92L91 53H90ZM89 55V56H90ZM115 55H116V53H115ZM183 55H185V53L183 54ZM190 55V54H189ZM264 55V54H263ZM41 56H42V54H41ZM109 56V55H108ZM119 56V55H118ZM121 56H123L122 54H121ZM127 56V55H126ZM129 56V58H130V54L128 55ZM148 56V55H147ZM147 56L145 57V59L147 58ZM171 56V55H170ZM203 56H204V54H203ZM202 56V57H203ZM25 57V58H24ZM35 57V58H34ZM112 57V56H111ZM110 57V58H111ZM116 57H117V55H116ZM169 57V56H168ZM187 57V56H186ZM200 57V56H199ZM243 57V58H244ZM247 57V56H246ZM248 57H252L251 55H248ZM255 57V56H254ZM259 57V61H260V59L263 61V63H264V56L262 57V58H260V56H258ZM16 58H18V56L16 57ZM46 58H47V56H46ZM89 58H91V57H89ZM124 58H125V56H124ZM160 58V57H159ZM221 58H219V59H221ZM231 58H232V60H231ZM45 59V58H44ZM50 59V60H51ZM95 59H98V58H96L95 57ZM109 59V58H108ZM118 59V58H117ZM133 58H130V60L133 62V60H132ZM172 59V58H171ZM184 59V58H183ZM186 59V58H185ZM195 59H197V58H195ZM231 61H230V60ZM239 59V60H240ZM247 59V58H246ZM256 60H257V56H256V58H255ZM0 60H2V58L0 59ZM20 60V59H19ZM34 60L32 61V62H34ZM45 60H47V59H45ZM59 60L57 61V62H59ZM90 60H92V59H90ZM170 60V59H169ZM176 60V59H175ZM186 60H190V59H186ZM218 60V59H217ZM227 60V61H226ZM236 60V59H235ZM237 60H238V58H237ZM242 60H244V59H242ZM256 60H255V62H256ZM257 60V61H258ZM12 61V60H11ZM53 61V60H52ZM101 61V60H100ZM121 61V60H120ZM200 61H201V59H200ZM222 61V60H221ZM250 61V60H249ZM253 61H254V59H253ZM258 61V62H259ZM23 62V61H22ZM21 61H20V64L22 63ZM29 62H30V59H29ZM28 62V63H29ZM46 62V63H47ZM56 62V61H55ZM93 62V61H92ZM105 62V64H106V61H104ZM114 62V61H113ZM139 62V61H138ZM138 62H136L135 60H134V63H135V66L137 65V66H139V65H141V66H143V63H144V65H148V59L147 60H145V62H139L140 64L138 65ZM186 62H188L189 63V61H186ZM191 62V61H190ZM216 62L217 61H215L214 63H215V65H216ZM243 63H245L244 61H242ZM15 63V62H14ZM23 63H25V64H27L26 62H23ZM36 63V62H35ZM39 63H41V65H43V66H41ZM52 63V62H51ZM53 63H54V61H53ZM93 63H95V62H93ZM124 63V62H123ZM133 63V64H134ZM142 63V64H141ZM221 62H219V64H220ZM250 63V62H249ZM248 63V64H249ZM261 65H262V63H261V61L259 62ZM8 64V63H7ZM32 64V63H31ZM37 64H35L36 66H37ZM90 64H92V63H90ZM182 64V63H181ZM181 64H180V66H181ZM190 64V63H189ZM188 64V65H189ZM199 64H200V62H199ZM217 64H218V62H217ZM218 64V65H219ZM223 63H221V65H222ZM242 64V63H241ZM240 64V65H241ZM254 64V63H253ZM260 64H258V65H260ZM34 65V66H35ZM84 65H87L88 67L89 66H91L92 68H95V70H94V73H97V75L99 76V77H101V79L100 80H102L103 79V82H104V79H105V82H107L108 83V85H107V83H104V85H103V82L101 81H99V79L97 78H95L96 76H95V74L92 72L91 74L86 70V67L84 66ZM93 65V64H92ZM99 65H101V64H99ZM120 65V64H119ZM167 65H168V63H167ZM187 65V66H188ZM220 65V66H221ZM225 65V64H224ZM229 65H227V66H229ZM244 65V64H243ZM247 65V64H246ZM8 66H10V65H8ZM7 66V67H8ZM13 66V64H11V67ZM24 66V65H23ZM27 66V65H26ZM34 66H33V68H34ZM121 66H122V64H121ZM149 66V65H148ZM186 66V65H185ZM185 66H184V68H185ZM186 66V67H187ZM194 66V65H193ZM200 66V65H199ZM211 66V65H210ZM223 66V65H222ZM234 66V65H233ZM239 66V65H238ZM251 66H253V65H251ZM257 66V65H256ZM6 67V68H7ZM11 67H10V69H11ZM30 67V66H29ZM39 67H36V68H38V70H40L39 69ZM104 67V66H103ZM123 67H124V65H123ZM145 67L147 68V66H144V68L143 69H145ZM198 67V66H197ZM197 67H195V68H197ZM215 67H217L218 68V66L216 65ZM215 67H214V64H212V67H210V70H206L205 72L204 71H202L201 69H203V68H199L201 71H199V72H197L196 74H197V76L195 77V78H193V79H196L197 80V82L199 83V84H201L202 85V88L204 87V89L206 88V90H207V88H208V90H209V93H213V94H215L216 96V98H222V97H224L223 96V92H222V88H221V86L219 85L218 86V84H219V81H217L216 80V77H215V81H217V86L216 85H214V83H213V87L211 86V87H209V86H207V84H204L203 82V76H204V73H206L207 71H212V70H214L215 69ZM226 66H223V68H225ZM236 67V66H235ZM234 67V68H235ZM246 67V66H245ZM259 67V66H258ZM4 68H2V67H0V69H4ZM15 68V67H14ZM20 68V67H19ZM18 68V69H19ZM21 68H22V66H21ZM24 68V67H23ZM102 68V67H101ZM212 68H214V69H212ZM216 68V69H217ZM228 68V67H227ZM240 68V67H239ZM244 68V67H243ZM250 68V67H249ZM254 68V67H253ZM261 68V67H260ZM259 68V69H260ZM8 69H9V67H8ZM8 69H7V71H8ZM9 69V70H10ZM35 69V68H34ZM34 69H33V71L32 72H35L36 73V70L34 71ZM41 69V70H42ZM104 69V68H103ZM107 69V68H106ZM123 69V68H122ZM149 69V68H148ZM148 69H146V70H148ZM182 69V68H181ZM199 69H194V70H199ZM222 69V68H221ZM229 69V68H228ZM227 69V70H228ZM102 70V69H101ZM125 70H126V67H125ZM134 70H139V68L138 69H134ZM141 70H142V67H141ZM146 70H143V74H144V76H146V73H145V71ZM184 70V69H183ZM189 70V69H188ZM187 70V71H188ZM204 70H205V68H204ZM224 69H222V71H223ZM227 70H225V72L227 71ZM231 70V69H230ZM241 70L243 71V69L241 68ZM248 70V69H247ZM258 70V69H257ZM264 70V69H263ZM262 70V71H263ZM6 71V70H5ZM7 71H6V74H7ZM13 71V70H12ZM28 71H30V70H28ZM49 70H48V68H47V72L46 71H44L43 70V74H45L44 72H46L47 74H50L49 72H48ZM89 71H90V69H89ZM91 71H93V69H91ZM90 71V72H91ZM99 71H100V67H99ZM107 71V70H106ZM105 71V72H106ZM111 71V70H110ZM135 71V72H136ZM221 71V72H222ZM239 71V72H238ZM256 71V70H255ZM23 72V71H22ZM21 72V73H22ZM26 72V71H25ZM31 72V71H30ZM30 72H29V74H30ZM105 72L103 71V73H104V75H105ZM116 73H117V75L119 74L118 73V71H115ZM120 72H121V70H120ZM126 72V71H125ZM147 72V71H146ZM214 72V71H213ZM219 72V71H218ZM228 72H229V70H228ZM231 72H233V71H231ZM235 72H236V74L238 73L239 74V77L240 78H242V79H244V81H245V76L242 74V73H240V69L239 70H234V75H236L235 74ZM0 73H1V70H0ZM10 73H12V72H10ZM24 73V72H23ZM41 73H42V71H41ZM50 74L49 75V77L50 76H52L53 74ZM103 73H102V75H103ZM113 73V72H112ZM140 74V72H137L135 75H136V78H135V80H136V84H137V87L135 88V91H139L140 93H136L137 95H138V97H139V95H140V99L138 100V99H136V101H137V103H136V101H134L135 103L133 104V106H132V104H130V106H132V107H135V108H133V110L132 111H134V109H135V111L137 112V117H139L140 119H148V117L150 118V116L152 115V108H151V106H150V102L148 101V98L146 97V96H144L143 97V95H145V92H144V94L140 91V89H141V87H140V85L142 86V82H140L141 81V74ZM185 73V72H184ZM224 73V72H223ZM248 73V72H247ZM246 73V74H247ZM4 74V73H3ZM29 74H27V75H29ZM43 74H42V76H43ZM107 74V73H106ZM123 74V73H122ZM121 74V76H124V75H122ZM126 74V73H125ZM142 74V75H143ZM207 74V73H206ZM208 74L210 75V73L208 72ZM216 74V73H215ZM215 74H213L214 76H215ZM219 74H221V73H219ZM228 74V73H227ZM245 74V73H244ZM11 76L10 74H7L5 77H7V76ZM13 75V74H12ZM24 75H25V73H24ZM26 75V76H27ZM111 75H113V74H111ZM116 75V74H115ZM189 75V74H188ZM193 75H195V74H193ZM224 75V74H223ZM232 75V74H231ZM1 76H2V73H1ZM0 76V77H1ZM4 76V75H3ZM2 76V77H3ZM21 76V75H20ZM35 76L36 77H39V75H37V74H35ZM97 76V77H98ZM128 76V75H127ZM143 76V77H144ZM189 76H191V75H189ZM212 76V75H211ZM214 76H212V77H214ZM217 76V75H216ZM221 76H222V74H221ZM228 76V75H227ZM238 76V75H237ZM245 78H244V77ZM254 76V75H253ZM256 76V75H255ZM5 77L3 78V79H1L0 81H2V80H6V82L8 83V81H7V79H5ZM29 77V76H28ZM31 77V76H30ZM34 77V76H33ZM44 77V76H43ZM42 77V78H43ZM47 77H48V75H47ZM48 77V78H49ZM53 78H54V76H52ZM104 77H106V76H104ZM120 77V76H119ZM135 77V76H134ZM210 77V76H209ZM220 77V76H219ZM239 77H237V78H239ZM248 77V76H247ZM250 77V76H249ZM257 77V76H256ZM261 77V76H260ZM8 78V77H7ZM12 77H10V79H11ZM20 78V80L19 81H21V77H19ZM24 78V77H23ZM41 78V77H40ZM39 78V79H40ZM52 78V79H53ZM57 77L55 76V79H56ZM107 78V77H106ZM130 78V77H129ZM145 78V77H144ZM225 78V77H224ZM230 78V77H229ZM239 78V79H240ZM46 79V78H45ZM50 79V78H49ZM44 80V83H46L45 81H47V84H50V85H52V83L53 82H51V81H53L52 79H50V80ZM111 79H112V77H111ZM116 78L114 77V80H115ZM117 79H119V78H117ZM131 79V78H130ZM186 79V78H185ZM184 79V80H185ZM188 79V78H187ZM192 79V80H193ZM210 79H211V77H210ZM223 78H221V81H223L222 80ZM235 79V78H234ZM238 79V80H239ZM263 79V78H262ZM122 79H119V81H121ZM124 80H125V78H124ZM127 80H128V77H127ZM127 80H125V81H127ZM134 80V81H135ZM145 80H146V78H145ZM248 80V79H247ZM249 80H251V79H249ZM252 80H254V78H252ZM15 80H13V82H14ZM18 81V82H19ZM38 81V80H37ZM42 81H43V79H42ZM48 81H50L51 83H48ZM117 81V80H116ZM129 81V80H128ZM143 81V80H142ZM206 81V80H205ZM225 81H226V79H225ZM228 81V80H227ZM231 81H233V79L231 80ZM241 81V80H240ZM258 81V80H257ZM5 82V81H4ZM56 82H57V79H56ZM113 82H115V81H113ZM122 82H124L123 80H122ZM185 82V81H184ZM191 82V81H190ZM207 82V81H206ZM261 82V81H260ZM264 82V81H263ZM1 83V82H0ZM12 83V82H11ZM11 83H10V81H9V84L11 85ZM129 83V82H128ZM134 83V84H135ZM145 83V82H144ZM189 83V82H188ZM193 83V82H192ZM212 83V82H211ZM225 83H232V85H234L233 83L234 82H230V81H228V82H225ZM224 83V84H225ZM242 83V82H241ZM245 83V82H244ZM247 83V82H246ZM251 83H253V82H251ZM250 83V84H251ZM2 84H3V82H2ZM5 84V83H4ZM42 84V83H41ZM55 84V83H54ZM53 84V85H54ZM106 84V85H105ZM111 84V83H110ZM126 85H127V83H125ZM194 84H197V83H194ZM248 84V83H247ZM257 84V83H256ZM261 86H263L262 88H264V83H262L261 82ZM5 85H7V84H5ZM13 85V84H12ZM46 85V84H45ZM58 85V84H57ZM63 85L61 86V88L63 87ZM121 85V84H120ZM123 85V84H122ZM189 85H190V83H189ZM222 85V84H221ZM227 85V84H226ZM249 85V84H248ZM254 85H255V82H254ZM260 85V84H259ZM3 85H1L0 87H2ZM17 86V85H16ZM40 86V85H39ZM47 86V85H46ZM49 86V85H48ZM106 86V87H105ZM111 87L113 86L112 84L110 85ZM117 86V85H116ZM136 86V85H135ZM229 86V85H228ZM256 86V85H255ZM7 87H10V86H8L7 85ZM23 87V86H22ZM53 86H50V88H52ZM113 87H115V84H114V86ZM112 87V88H113ZM118 87V86H117ZM116 87V88H117ZM123 87V86H122ZM126 87V86H125ZM125 87L124 88H122V89H125ZM128 87V86H127ZM126 87V88H127ZM140 87V88H139ZM197 87H198V85H197ZM222 87H223V85H222ZM232 87H235V86H232ZM239 87V86H238ZM254 87V86H253ZM252 87V88H253ZM13 88H14V86H13ZM12 87H11V89H13ZM50 88H46L47 89V91H48V89H50ZM55 88V87H54ZM53 88V89H54ZM112 88H110V90L112 89ZM190 88V87H189ZM192 88V87H191ZM195 88V87H194ZM236 88V87H235ZM241 88H242V84H241ZM17 89V88H16ZM15 89V90H16ZM20 89V88H19ZM22 90H23V88H21ZM25 89V88H24ZM55 89H59V88H55ZM63 89V88H62ZM119 89H121V87L119 88ZM137 89V90H136ZM226 89V88H225ZM255 89V88H254ZM2 90L4 91V89H3V87L1 88V92H2ZM14 90V89H13ZM22 90H20V93H22L21 91ZM28 90V89H27ZM61 90V89H60ZM113 90H115V89H113ZM117 90V89H116ZM131 90H132V87H131ZM202 90V89H201ZM241 90V89H240ZM252 90V89H251ZM250 90V91H251ZM256 90V89H255ZM50 91L52 92L53 90H51L50 89ZM54 91H57V90H54ZM125 91H127V90H125ZM130 91V90H129ZM191 91V90H190ZM229 92H231V94H232V92L234 91L233 89H229L228 90ZM243 91V90H242ZM249 91V90H248ZM254 91V90H253ZM252 91V92H253ZM260 91H261V89H260ZM260 91L258 90V92L257 93H259L256 97H260V99H256L255 101H258V102H256L255 103V105L253 104H248L249 103V101L251 102L253 99L252 98H250L249 99V101H247V99L250 97H248V98H246L245 99V97H243V100L245 99L246 100V102H244V104L242 105V110H243V114H240V112H241V107H239L238 108V103L236 104V103H234V101H232L231 99H233L234 97L233 96H231L232 98L231 99H227V101L226 102H228L229 101V103H231L230 105H231V107H229L228 108V110L227 111H230L231 113H236L237 115H238V113L240 114V115H242V118H243V121H242V123H240L241 124V126L239 125V124H237V125H239L240 127H238V128H235L234 130H233V135L235 134H238L239 135V132L240 133H243L242 132V129H244L245 128V130H249V133H250V131H251V133H250V135H249V138L248 139H250L251 141L249 142H247V138H246V135L245 136H243V138H241V140H242V142L243 143H241V140H240V143H241V145L243 144L244 146H246V148H247V150L248 149H250L249 150V152H251V150L253 151V153L252 154H256L257 152L255 151V148L257 149L258 147H260L259 149H257V150H262L261 152L259 151V157L260 156H262L263 157V159H264V101L262 100V98L264 97V95H260ZM13 92H15V91H13ZM16 92H17V90H16ZM25 92H26V90H25ZM28 92V91H27ZM60 93L62 92V91H59ZM119 92V91H118ZM131 92V91H130ZM208 91H205V90H202V91H198L197 90V93L198 94H200V95H202V99L201 100H204V99H206L205 98V96L206 95H204V97H203V94H205V93H207ZM241 92V91H240ZM8 93V92H7ZM52 93H54V92H52ZM66 93V92H65ZM114 93V92H113ZM124 93V92H123ZM122 93V94H123ZM128 93V92H127ZM133 93V92H132ZM195 93V92H194ZM197 93H195V95H198ZM234 93H235V91H234ZM234 93H233V95H234ZM251 93V92H250ZM256 93V92H255ZM256 93V94H257ZM263 93H264V91H263ZM9 94V93H8ZM55 94V93H54ZM67 94V93H66ZM129 94V93H128ZM136 94H130V95H132L133 97H134V95H136ZM1 95H3V94H0V97H1ZM28 95V94H27ZM26 95V96H27ZM52 96H53V94H51ZM56 95V94H55ZM54 95V96H55ZM71 93H69V96H68V94H67V96L68 97H70L71 98ZM77 95V96H76ZM116 95V94H115ZM124 95V94H123ZM230 95V94H229ZM236 95V94H235ZM239 95H241V93L239 94ZM5 96H7V95H4V97L3 98H5ZM11 96V95H10ZM10 96H9V98H10ZM57 96V95H56ZM117 96H119V94L117 95ZM210 96H212V95H210ZM247 96V95H246ZM253 96V95H252ZM251 96V97H252ZM21 97H22V95H21ZM58 97V96H57ZM59 97H60V95H59ZM113 97V96H112ZM126 97V96H125ZM131 97V96H130ZM132 97V98H133ZM147 99H146V98ZM195 97V96H194ZM228 97V96H227ZM226 97V98H227ZM230 97V96H229ZM228 97V98H229ZM253 97H255V96H253ZM13 98V97H12ZM24 98V97H23ZM61 98V97H60ZM70 98H69V100H70ZM111 98V99H110ZM113 98H115V97H113ZM128 98V97H127ZM137 98V97H136ZM190 98H192V97H190ZM199 98V97H198ZM207 98H208V95H207ZM226 98H225V100H226ZM7 99V98H6ZM72 99H73V95H72ZM76 98H74V100H75ZM200 99V98H199ZM209 99V98H208ZM207 99V100H208ZM213 97H212V101H213ZM219 99V100H220ZM223 99V98H222ZM234 99H236V98H234ZM242 99V98H241ZM1 100V99H0ZM17 100V99H16ZM113 101H114V99H112ZM130 100V99H129ZM129 100H127L128 102H129ZM135 100V99H134ZM224 100V99H223ZM224 100V101H225ZM237 100V99H236ZM2 101V100H1ZM4 101H5V99H4ZM8 101H9V99H8ZM12 100H10V102H11ZM19 102H20V100H18ZM22 102H23V100H21ZM26 101V100H25ZM76 101V100H75ZM115 101H116V98H115ZM122 101V100H121ZM123 101H125V100H123ZM197 101H199V100H195L194 102H195V104H197ZM9 102V103H10ZM72 103H73V101H71ZM128 102L127 103H125V104H128ZM194 102H193V104H194ZM200 102H202V101H200ZM215 102H216V100H215ZM242 102V100H241V103H243ZM71 103V104H72ZM117 103V102H116ZM116 103H114V104H116ZM122 103V102H121ZM133 103V102H132ZM212 103V102H211ZM214 103V102H213ZM229 103H227V104H229ZM240 103V104H241ZM4 104V103H3ZM11 104V103H10ZM13 104V103H12ZM18 104V103H17ZM23 104V103H22ZM28 104V103H27ZM70 104V103H69ZM68 103H67V105H69ZM70 104V105H71ZM112 104V103H111ZM111 104H110V107H111ZM120 104V103H119ZM118 104V105H119ZM210 104V103H209ZM215 104V103H214ZM218 104V103H217ZM216 104V105H217ZM220 104H221V101H220ZM219 104V105H220ZM64 105V104H63ZM73 105V104H72ZM80 105H82V104H80ZM124 105V104H123ZM136 105V106H135ZM192 105V104H191ZM213 105V104H212ZM211 105V106H212ZM225 105H226V103H225ZM224 105V106H225ZM0 106H1V104H0ZM8 106H9V104H8ZM11 106H13V105H11ZM10 106V107H11ZM15 106H17L16 105V102H15ZM19 106H20V108H21V105H20V103H19ZM74 106H76L75 104H74ZM73 106V107H74ZM194 106V105H193ZM197 106H198V104H197ZM203 106V105H202ZM201 106V107H202ZM206 106H207V104H206ZM228 106V105H227ZM29 107H31V106H29ZM59 107V106H58ZM72 107V106H71ZM79 107V106H78ZM81 107V108H82ZM112 107H114L115 108V106H112ZM122 107V106H121ZM124 107V106H123ZM222 106H219V108H221ZM12 108V107H11ZM19 108V109H20ZM32 108V107H31ZM81 108H79V110L81 109ZM200 108V107H199ZM208 108V107H207ZM213 108H214V106H213ZM216 108V107H215ZM27 110H28V108H26ZM26 109H25V111H26ZM72 109H74V108H72ZM90 109V110H89ZM110 109V108H109ZM122 109V108H121ZM128 109V108H127ZM211 109H212V107H211ZM216 109H218V108H216ZM222 109V108H221ZM227 109V108H226ZM238 109H239V111H238ZM75 110V109H74ZM87 110H89L88 112H87ZM110 110H112V109H110ZM131 110V109H130ZM244 110H247V111H251V113H247V111H246V113H244ZM1 111H2V109H1ZM0 111V112H1ZM10 111H11V109H10ZM19 111V110H18ZM24 111V112H25ZM32 111V110H31ZM113 111H114V109H113ZM134 111V112H135ZM212 111H213V109H212ZM223 111V110H222ZM77 112H78V110H77ZM76 112V113H77ZM103 112H101V113H103ZM217 112V111H216ZM224 112H225V110H224ZM79 113H81V112H79ZM78 113V114H79ZM106 113V112H105ZM218 113V112H217ZM220 113H222L221 111H220ZM228 113V112H227ZM226 113V114H227ZM242 113V112H241ZM110 114V113H109ZM215 114V113H214ZM223 114V113H222ZM225 114V113H224ZM75 115H77V114H75ZM82 115V114H81ZM86 115V114H85ZM86 115V116H87ZM96 115H98L97 113H96ZM99 115H101V114H99ZM218 115V114H217ZM220 115V114H219ZM228 115H229V113H228ZM234 115V114H233ZM85 116V117H86ZM90 116L93 118L92 119V121L94 120V118L95 117H93V115H91L90 114ZM88 117L89 119H91V117ZM111 116V115H110ZM227 116V115H226ZM3 117V116H2ZM84 117V116H83ZM86 117V118H87ZM100 117V116H99ZM107 117V116H106ZM223 117V116H222ZM231 117H232V115H231ZM234 117H235V115H234ZM240 117V116H239ZM88 118H87V120H88ZM138 118V119H139ZM224 118H225V116H224ZM236 118V117H235ZM2 119V118H1ZM103 119V118H102ZM227 119V118H226ZM232 119V118H231ZM98 120V119H97ZM101 120V119H100ZM216 120V119H215ZM228 120V119H227ZM233 120V119H232ZM240 120H241V118H240ZM1 121V120H0ZM230 121V120H229ZM87 122V121H86ZM89 122L90 123H92L90 120H89ZM95 122H96V124L95 125H97L98 123H97V121L95 120ZM98 122H99V120H98ZM220 122V121H219ZM218 122V123H219ZM226 122V121H225ZM2 123V122H1ZM0 123V124H1ZM93 123H92V125H93ZM221 123H222V120H221ZM235 123V122H234ZM233 123V124H234ZM87 124V123H86ZM215 124V123H214ZM227 124H228V122H227ZM4 125V124H3ZM6 125V124H5ZM5 125H4V127H5ZM94 125V126H95ZM98 125H100V124H98ZM102 125V124H101ZM100 125V126H101ZM222 125V124H221ZM220 125V126H221ZM0 126H2V125H0ZM81 126V125H80ZM197 126V125H196ZM228 126V125H227ZM82 127V126H81ZM83 127H85L84 126V124H83ZM86 127H87V125H86ZM85 127V128H86ZM93 127V126H92ZM99 127V126H98ZM102 127V126H101ZM201 126H199V128H200ZM218 127H219V125H218ZM84 128V129H85ZM100 128V127H99ZM221 128V127H220ZM228 128V127H227ZM227 128H225V129H227ZM92 129H94V128H92ZM218 129V128H217ZM224 129V127H223V130L224 131H226ZM6 131V129H3V128H1L0 127V172H2L1 174H2V176H1V174H0V176L2 177V179H3V181L5 182V188H6V191H8V194H11V192H12V194H13V196L15 195V197H14V199L15 198H17L19 201H22V203H23V201L29 206V209L27 208H22L23 210H25V212L24 211H22V212H24L25 213V218H28V220L30 219L31 220V218H32V216H34V214L35 215H38V219H37V217H36V223H37V221L38 220H40V218H39V216H41V219H42V221H43V225H44V228H42V229H44V234H45V236H47V237H49V238H53V239H55V240H57L58 241V246H62L63 248H64V250H61V254H62V257L64 256L65 258H67V261L64 263V264H71L73 261L72 260H74L75 258L74 257H77V256H75V255H77V253L75 254L74 252H75V250H77V249H75L74 248V252L72 251V249L69 247V245L67 244V242H66V239L64 240L63 238H64V236H63V238H62V235H63V233H61V232H63V230L61 229H59L58 230V222H55V220H53L52 219V215L50 214V212H47L48 211V206H46L48 209H42L41 208V206H39V203H37V198L36 199H34L32 196H31V198H30V196H28V195H30V194H28V192H27V194L25 193H23V194H21L20 192H18V191H23V190H21V187H23V186H19V184L21 185L22 183H20L17 179H15V176H14V172L12 171L13 170V167H12V169L9 167V165H10V163H4V161H5V159H6V151H4V149H3V147H2V145H3V142H4V140H3V142H1V137H2V139L3 138H6V136H1L2 134H3V131ZM7 130H8V128H7ZM87 130V129H86ZM85 130V131H86ZM222 130V131H223ZM9 131V130H8ZM7 131V132H8ZM81 131H83L82 129H81ZM88 132H89V130H87ZM99 131H101V130H99ZM191 131V130H190ZM84 132V131H83ZM104 132V131H103ZM187 132V131H186ZM189 132V131H188ZM214 132H216V134H217V131H214ZM220 132V131H219ZM6 133V132H5ZM90 133H92L91 131H90ZM95 133H97V132H95ZM195 133V132H194ZM193 133V134H194ZM226 133V132H225ZM46 134V133H45ZM181 134V133H180ZM191 134V133H190ZM190 134H189V136H188V138H189V140L191 139V136H190ZM220 135H219V137H222L221 136V133H219ZM6 135H7V133H6ZM8 135H9V133H8ZM214 136V135H213ZM216 136V135H215ZM224 136V135H223ZM237 136V135H236ZM235 136V137H236ZM247 136H248V134H247ZM8 137V136H7ZM217 137V136H216ZM219 137H218V139H219ZM225 137H226V135H225ZM225 137L223 138V139H225ZM233 137V136H232ZM238 137V136H237ZM46 138V137H45ZM185 138V137H184ZM188 138H186V139H188ZM226 138H228V137H226ZM231 138V137H230ZM239 138V137H238ZM237 138V139H238ZM9 139V138H8ZM49 139V138H48ZM229 139V138H228ZM40 140V139H39ZM45 140H47V139H45ZM226 140V139H225ZM224 140V141H225ZM236 140V139H235ZM48 141H50V139L48 140ZM188 141V140H187ZM221 141H222V139H221ZM230 141V140H229ZM45 142H47V141H45ZM226 142V141H225ZM237 142V141H236ZM227 143H229L228 141H227ZM239 143V142H238ZM6 144H7V140H6ZM43 144H45V143H43ZM4 145H5V143H4ZM229 145H230V147L232 146L230 143H229ZM235 145V144H234ZM50 146V145H49ZM237 146V145H236ZM5 147H6V145H5ZM8 147V146H7ZM6 147V148H7ZM69 147H72V146H69ZM243 147V146H242ZM48 148V147H47ZM56 148V147H55ZM55 148H52V149H55ZM50 149V148H49ZM48 149V150H49ZM67 149V148H66ZM68 149H70V148H68ZM67 149V150H68ZM90 149H91V147H90ZM233 149V148H232ZM236 149H237V147H236ZM235 149V150H236ZM238 149H240V148H238ZM237 149V150H238ZM10 149H8V151H9ZM51 150V149H50ZM71 150V149H70ZM241 150H245V147L243 148V149H241ZM240 150V151H241ZM47 151V150H46ZM53 151H55L54 153H56L57 151H56V149L55 150H53ZM53 151H51L52 153H53ZM233 151V150H232ZM239 151V150H238ZM255 151V152H254ZM51 152H50V154H51ZM68 152H72V151H68ZM234 152V151H233ZM242 152V151H241ZM48 153V152H47ZM53 153V154H54ZM243 153H246V155H247V151L245 152H243ZM263 153V154H262ZM49 154V155H50ZM67 154V153H66ZM70 154V153H69ZM68 154V155H69ZM240 154V153H239ZM6 155V156H5ZM187 155V154H186ZM233 155V154H232ZM243 155V154H242ZM245 155V156H246ZM250 155V154H249ZM44 156H46V155H44ZM102 156H103V154H102ZM185 156V155H184ZM252 156V155H251ZM4 157H5V159H4ZM113 157V156H112ZM187 157V156H186ZM96 158H99V156L98 157H96ZM116 158V157H115ZM248 158H250V157H248ZM253 158L255 159V157L253 156L252 157V160H253ZM3 159H4V161H3ZM94 159V158H93ZM92 159V164H93V160ZM100 159H102V158H100ZM99 159V160H100ZM111 159V158H110ZM184 159V158H183ZM244 159H246V157L244 158ZM261 159V158H260ZM9 160V159H8ZM96 160H98V159H96ZM7 161V160H6ZM11 161V160H10ZM61 161H63L64 162V160H61ZM104 161H106V160H104ZM103 161V162H104ZM108 161V160H107ZM188 161V160H187ZM254 161V160H253ZM253 161H251L250 163H253ZM95 163H96V161H94ZM115 162V161H114ZM182 162H183V160H182ZM186 162V161H185ZM55 163V162H54ZM100 164H101V161L99 162ZM249 163V162H248ZM48 164V163H47ZM51 164V163H50ZM113 164H115V163H113ZM185 164V163H184ZM96 165V164H95ZM97 165H98V162H97ZM163 165V164H162ZM251 165H254V164H251ZM262 165V164H261ZM12 166V165H11ZM17 166V165H16ZM20 166V165H19ZM42 166V165H41ZM188 166H191L190 164L189 165H187V167ZM37 167H39V166H37ZM55 167H56V164H55ZM60 167V166H59ZM58 167V168H59ZM95 167V166H94ZM99 167V166H98ZM165 167H166V165H165ZM184 167H185V165H184ZM262 167V166H261ZM16 168V167H15ZM35 168H36V166H35ZM43 168V167H42ZM191 167H189V169H190ZM251 168V167H250ZM1 169H2V171H1ZM17 169H19V168H17ZM38 169V168H37ZM41 169V168H40ZM49 169H50V167H49ZM60 169H62V168H60ZM102 171H104V169H102V166H101V168H100ZM158 169V168H157ZM184 169H187L188 170V168H184ZM53 170V172H54V168L52 169ZM56 170V169H55ZM101 170H100V172H101ZM110 170H112L111 168L109 169V173H104V175H103V172L101 173L104 177L106 176V178H104L103 179V177H102V175H100V178H99V173H98V178L101 180V179H103V180H106V179H108L109 180V178H111L112 177V173H110ZM42 171V170H41ZM44 171V170H43ZM57 171V170H56ZM98 171H99V168H98ZM117 171V170H116ZM157 171V170H156ZM256 171V170H255ZM64 172V171H63ZM96 172H97V170L95 171V176H96ZM105 172H106V170H105ZM58 173V172H57ZM114 173V172H113ZM17 173H16V171H15V175H16ZM19 174V173H18ZM155 174V173H154ZM167 174H168V172H167ZM46 177H48V172L46 173ZM57 175H59V174H57ZM149 175V174H148ZM147 175V176H148ZM50 176V175H49ZM118 176V175H117ZM116 176V177H117ZM120 176V175H119ZM168 176H170V175H168ZM97 177V176H96ZM121 177V176H120ZM136 177V176H135ZM145 177V176H144ZM150 177V176H149ZM157 177V176H156ZM49 178V177H48ZM142 178H143V176H142ZM142 178H141V180H138L137 179V181L138 182H140L141 181V183L142 184H144V183H146V182H144V181H142ZM167 178V177H166ZM20 179H21V177H20ZM112 179V178H111ZM139 179H140V177H139ZM163 179V178H162ZM102 180V181H103ZM146 180V179H145ZM154 180H155V176H154ZM159 180V179H158ZM21 181V180H20ZM148 181V180H147ZM121 182H123V179H122V181ZM125 182H126V179H125ZM144 182V183H143ZM160 182V181H159ZM162 182V181H161ZM149 183H150V181H149ZM138 184V183H137ZM251 184H253V183H251ZM1 185V184H0ZM126 185V184H125ZM125 185H124V187H125ZM148 185V184H147ZM146 185V186H147ZM126 186H128V184L126 185ZM145 186V185H144ZM149 186V185H148ZM256 186V185H255ZM255 186H253V188H254V190H256L255 191V193L254 194H252L253 193V188H251L252 189V191L250 190V192H252V193H250V195H251V197H250V200H252V196L253 195H256L259 191H261V189L260 190H258L259 189V186L257 185L256 186V188H255ZM27 187V186H26ZM138 187V186H137ZM143 187V186H142ZM250 187H251V185H250ZM250 187H249V189H250ZM257 187H258V189H257ZM126 188V187H125ZM139 188H140V186H139ZM138 188V189H139ZM162 188V187H161ZM141 189V188H140ZM168 189H170V188H168ZM5 190V189H4ZM148 190H149V187H148ZM162 191H165L166 192V190H165V188H164V190L163 189H161ZM160 190V191H161ZM121 191H122V189H121ZM170 191V190H169ZM246 191H247V193H249L248 192V188H246ZM10 192V193H9ZM116 192V191H115ZM119 192H120V190H119ZM125 192V191H124ZM138 192V191H137ZM145 192H147V191H145ZM117 193H118V190H117ZM126 193V192H125ZM168 193V192H167ZM260 193V192H259ZM258 193V194H259ZM143 194H145V193H143ZM170 194V193H169ZM35 195V194H34ZM150 195V194H149ZM249 195V194H248ZM247 195V196H248ZM8 197L9 196H11V195H7ZM37 196V195H36ZM120 196V195H119ZM118 197V196H117ZM249 197V196H248ZM248 197H247V200H248ZM151 198V197H150ZM149 198V199H150ZM172 198V197H171ZM258 198V196L256 197V196H254V201L256 200ZM10 199H12V198H10ZM176 199V198H175ZM246 199V198H245ZM16 200V199H15ZM170 200V199H169ZM246 200V201H247ZM260 200V199H259ZM259 200H258V202H259ZM12 201V200H11ZM14 201V200H13ZM13 201H12V203H13ZM149 201V200H148ZM152 201V203H153V200H151ZM254 201H251V203L253 204V202ZM264 201V200H263ZM18 205V207H20V211H21V205L20 204H22V203H20L19 204V202H17V200L15 201ZM14 202V203H15ZM40 202V201H39ZM245 202V201H244ZM250 202V201H249ZM25 203H23L24 205H25ZM172 203H173V201H172ZM10 204V203H9ZM9 204H7V205H9ZM23 204H22V206H23ZM87 204H89V203H87ZM146 204V203H145ZM157 205H156V207H155V204L153 205V207H155V208H157V212L159 211V209H158V201H157V203H156ZM171 204V203H170ZM15 206H16V204H14ZM41 205V204H40ZM90 205H92V203H90L89 204V206ZM143 205H144V203H143ZM253 205H255V207H256V204H255V202H254V204ZM261 205H262V202H261ZM263 205H264V202H263ZM9 206H11V205H9ZM27 206V207H28ZM93 206V205H92ZM152 206V204H150V207ZM160 206V205H159ZM259 206H260V204H259ZM17 207V208H18ZM43 207L44 208H46L44 205H43ZM150 207H148L149 209H150ZM246 207H249V204H248V206H247V202H246ZM12 208V207H11ZM14 208V207H13ZM12 208V209H13ZM146 208H147V206H146ZM148 208L147 209H145L146 211L148 210ZM254 208V207H253ZM261 208V207H260ZM6 209V208H5ZM4 209V210H5ZM19 209V208H18ZM143 209V208H142ZM151 209H153V208H151ZM151 209H150V211H151ZM257 209V208H256ZM3 210V211H4ZM7 210H9V207H8V209ZM53 210V209H52ZM258 210V209H257ZM261 210V209H260ZM51 211V210H50ZM153 211V210H152ZM54 212H55V210H54ZM106 212H108V210L106 211ZM156 212V211H155ZM261 212V211H260ZM52 214H53V212H51ZM18 214H20V213H18ZM57 215H58V213H56ZM261 214V213H260ZM106 215V214H105ZM0 216H1V214H0ZM2 216H5V213L4 214H2ZM24 216V215H23ZM101 216H103V215H101ZM110 217H111V215H109ZM108 216V217H109ZM261 216V215H260ZM2 218V217H1ZM21 218V217H20ZM24 217H23V219H22V221L25 219ZM53 218H55L54 216H53ZM3 219V218H2ZM35 219V218H34ZM103 219V218H102ZM164 219V218H163ZM259 219V218H258ZM17 220H19V217H18V219ZM62 220V219H61ZM151 220H153V217H151ZM160 220H161V218H160ZM3 221H5V219L3 220ZM6 221H7V219H6ZM21 221V220H20ZM19 221V222H20ZM25 221H27V219H25L24 220V222ZM57 221V220H56ZM103 221V220H102ZM156 221H158V218H157V220H155L154 222H156ZM164 221V222H163ZM163 221H159V222H161L160 224H159V222H157L156 223V227L154 228V225H153V227L152 226H149L148 225V227L151 229V227H152V230H150V229H148V230H150L151 232H153V230H156L157 231V228H162V224L163 223H165V220H163ZM18 222V221H17ZM30 222H32V221H30ZM104 222H108V221H104ZM150 222V221H149ZM153 222V223H154ZM22 223V222H21ZM18 225H19V223H17ZM16 223H15V225L16 226H18ZM23 224V223H22ZM102 224V223H101ZM40 224H39V222L37 223V226H39ZM42 225V224H41ZM60 225V224H59ZM161 225V226H160ZM15 226V227H16ZM164 226H165V224H164ZM163 226V227H164ZM19 228V227H18ZM21 228V227H20ZM60 228H62V227H60ZM135 228V227H134ZM6 229H8V232H7V234L9 233V228H5V230ZM40 229H41V227H40ZM145 229H147L146 228V226H145ZM17 230V229H16ZM15 230V231H16ZM59 231V232H58ZM135 231H136V229H135ZM150 231H147L148 233H151ZM158 231H159V229H158ZM13 232V231H12ZM12 232H11V234H12ZM142 232V231H141ZM145 232V231H144ZM14 234H16V232H13ZM133 233V232H132ZM136 233V232H135ZM135 233H134V235H135ZM139 233V232H138ZM148 233L146 234V233H143L144 235L146 234V235H148ZM155 233V232H154ZM156 233H158V232H156ZM155 233V234H156ZM10 234V235H11ZM151 234H153V233H151ZM159 234V233H158ZM6 235V234H5ZM10 235H9V237H10ZM144 236V237H149L150 236V234L148 235V236ZM42 236H43V234H42ZM67 236V235H66ZM136 236V235H135ZM140 236V237H139ZM8 237V236H7ZM7 237H5V238H7ZM138 237V238H137ZM137 237H135V240H139V241H137V243L134 245H131V246H133L132 247V249H130L131 250V252L129 251H127L128 253H130L129 255H133V254H140V252L141 253H144V254H142L143 256H146V255H149V253L151 252V248H153L154 246V244L152 245V247L150 246L149 247V245H150V242L149 241H147L148 239L146 238H144V237H142L141 238V235H137ZM158 237V236H157ZM49 238H47V239H49ZM122 238V237H121ZM134 238V237H133ZM137 238V239H136ZM155 237H153V239H154ZM52 239V240H53ZM125 239V238H124ZM152 239V236H151V238H150V240ZM8 240V239H7ZM51 240V239H50ZM70 241V240H69ZM121 241V240H120ZM119 241V242H120ZM125 241V240H124ZM154 241V240H153ZM53 242H55V241H53ZM108 242V241H107ZM128 242V241H127ZM138 242H140V243H138ZM121 243H122V241H121ZM153 243V242H152ZM109 244V243H108ZM122 244H124V243H122ZM128 244V243H127ZM126 245V244H125ZM130 245V244H129ZM8 247V246H7ZM72 247V246H71ZM56 248H58V247H56ZM127 248H129V247H127ZM7 249V248H6ZM60 249H62V248H60ZM107 249V248H106ZM109 249H111V248H109ZM151 249V250H150ZM126 250V249H125ZM1 251V250H0ZM78 251V250H77ZM76 251V252H77ZM83 250H81L80 252H82ZM102 252H105V251H103V249L101 250ZM3 252V251H2ZM9 252V251H8ZM84 252H85V250H84ZM126 252V251H125ZM125 252H123V253H125ZM149 252V253H148ZM79 253V252H78ZM99 253V252H98ZM98 253H97V255H98ZM148 253V254H147ZM0 254H2V253H0ZM4 254V253H3ZM2 254V255H3ZM5 254H6V252H5ZM8 255V254H7ZM6 255V256H7ZM84 256H85V254H83ZM82 255V256H83ZM101 255V254H100ZM99 255V257H101V256H106L107 255V258H103V261H102V259L100 258V261H99V257L97 258V260H98V262H99V264H133V263H130V262H128L127 261V258H125V256H123V255H121L120 253L118 254V253H115V251L113 252V251H108L106 254H103L102 253V255L100 256ZM129 258L131 257V256H129L128 254H126ZM4 257H5V259H6V256L5 255H3ZM3 256H0V257H3ZM80 256H81V254H80ZM81 256V257H82ZM135 256V255H134ZM134 256L132 257V258H134ZM139 256V255H138ZM3 257V258H4ZM8 257V256H7ZM61 257V256H60ZM79 257V256H78ZM81 257H80V259H81ZM85 257H88V255L87 256H85ZM90 257H91V255H90ZM93 257V256H92ZM91 257V258H92ZM95 257H96V255H95ZM95 257H93V258H95ZM142 257V256H141ZM147 257V256H146ZM10 258V257H9ZM132 258H131V260H132ZM137 258H139V257H137ZM4 259V260H5ZM8 259V258H7ZM79 260V258H76L75 260H76V262ZM82 259H83V257H82ZM81 259V260H82ZM89 259V258H88ZM134 259H136V258H134ZM141 259V258H140ZM9 260V259H8ZM86 260V259H85ZM84 260V261H85ZM131 260H129V261H131ZM7 261V260H6ZM6 261H4V262H6ZM12 260H9V262H11ZM94 261V260H93ZM93 261H92V263H93ZM0 262H2V259L0 258ZM4 262H3V264H4ZM63 262H64V260H63ZM62 262V263H63ZM94 262H97V261H94ZM133 262V261H132ZM13 263V261L11 262V264ZM89 264L88 262H86V263H84L83 262V260H82V262L81 261H78L76 264ZM0 264H2V263H0ZM73 264H75V263H73ZM96 264H98V263H96Z\"/></svg>",
  "mask_w": 264,
  "mask_h": 264
},
{
  "label": "built area",
  "instance_id": "2783aa9c",
  "mask_svg": "<svg viewBox=\"0 0 264 264\" xmlns=\"http://www.w3.org/2000/svg\"><path fill=\"white\" fill-rule=\"evenodd\" d=\"M26 15H27L28 17H31V13H30L29 10H26Z\"/></svg>",
  "mask_w": 264,
  "mask_h": 264
}]
</instances>
